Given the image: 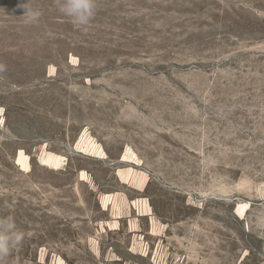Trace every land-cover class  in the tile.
I'll use <instances>...</instances> for the list:
<instances>
[{"label": "rangeland", "instance_id": "obj_1", "mask_svg": "<svg viewBox=\"0 0 264 264\" xmlns=\"http://www.w3.org/2000/svg\"><path fill=\"white\" fill-rule=\"evenodd\" d=\"M59 4L0 0V264H264V0Z\"/></svg>", "mask_w": 264, "mask_h": 264}, {"label": "clouds", "instance_id": "obj_2", "mask_svg": "<svg viewBox=\"0 0 264 264\" xmlns=\"http://www.w3.org/2000/svg\"><path fill=\"white\" fill-rule=\"evenodd\" d=\"M95 0H60L59 11L69 17L74 25L86 26L92 20L95 14ZM39 13H34L33 18ZM7 229H0V258L9 254L11 249L17 244L21 236L19 229L11 222V218Z\"/></svg>", "mask_w": 264, "mask_h": 264}, {"label": "bare ground", "instance_id": "obj_3", "mask_svg": "<svg viewBox=\"0 0 264 264\" xmlns=\"http://www.w3.org/2000/svg\"><path fill=\"white\" fill-rule=\"evenodd\" d=\"M139 186H142L141 183H139Z\"/></svg>", "mask_w": 264, "mask_h": 264}]
</instances>
